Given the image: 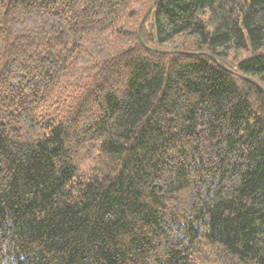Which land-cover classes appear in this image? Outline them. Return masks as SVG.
<instances>
[{
	"label": "trees",
	"instance_id": "1",
	"mask_svg": "<svg viewBox=\"0 0 264 264\" xmlns=\"http://www.w3.org/2000/svg\"><path fill=\"white\" fill-rule=\"evenodd\" d=\"M153 2L0 0V264H264V0Z\"/></svg>",
	"mask_w": 264,
	"mask_h": 264
},
{
	"label": "water",
	"instance_id": "2",
	"mask_svg": "<svg viewBox=\"0 0 264 264\" xmlns=\"http://www.w3.org/2000/svg\"><path fill=\"white\" fill-rule=\"evenodd\" d=\"M158 2L159 0H154L153 4L150 6V8L148 9L147 13L145 14L143 20L141 21L140 23V27H139V34H140V38L142 40V29H143V26L146 22V20L148 19V17L154 13L157 5H158ZM160 53H165V54H185V55H202L204 53H192V52H180V51H172V50H156ZM204 55H208V56H211L209 54H204ZM212 58H214L213 56H211ZM222 67L226 68L223 63H221V61L217 60L216 58H214ZM227 69V68H226Z\"/></svg>",
	"mask_w": 264,
	"mask_h": 264
}]
</instances>
